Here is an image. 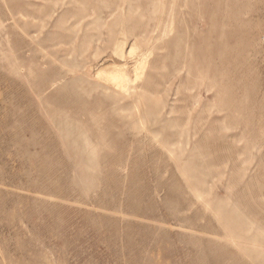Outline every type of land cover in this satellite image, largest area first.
I'll use <instances>...</instances> for the list:
<instances>
[{"label": "rangeland", "instance_id": "obj_1", "mask_svg": "<svg viewBox=\"0 0 264 264\" xmlns=\"http://www.w3.org/2000/svg\"><path fill=\"white\" fill-rule=\"evenodd\" d=\"M0 264H264V0H0Z\"/></svg>", "mask_w": 264, "mask_h": 264}]
</instances>
